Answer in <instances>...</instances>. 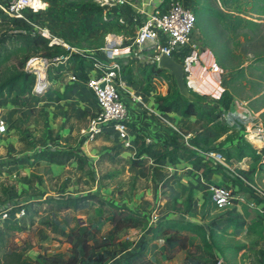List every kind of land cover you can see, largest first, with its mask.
Instances as JSON below:
<instances>
[{
	"label": "rangeland",
	"instance_id": "1",
	"mask_svg": "<svg viewBox=\"0 0 264 264\" xmlns=\"http://www.w3.org/2000/svg\"><path fill=\"white\" fill-rule=\"evenodd\" d=\"M41 1L46 6L30 16L31 27L22 22L13 23L0 12V39L14 35L0 42V82L14 71L30 73L23 95L18 94V85L10 93L4 91L0 95V118L6 125V131L0 133V202L7 203L11 197L28 200L23 203L25 215L17 226L2 227L0 258L5 252L15 250L25 258L38 260L37 264H45L47 256L65 260L72 255L73 244L82 245L85 239V245L78 249L79 264H98L100 258H105L102 264H110L112 259L137 249L140 237L145 234L143 228L138 227L120 230L118 220L122 215L143 214L147 225L153 226L164 218H176L183 211L182 201L191 191L187 187L191 179L181 178V174L189 173L185 170L186 163L202 164L214 180L213 184L220 185L233 180L232 172L244 162L251 165L250 160L237 158L236 146L250 144L244 137L249 122L260 118L264 126V0H193L202 45L210 49L221 65L222 87L232 94L230 108L236 112L234 119L225 121L229 124L224 123L210 102L212 98L191 90L193 100L214 110L213 120L195 116L181 118L180 115L179 119L171 118L167 139L152 145L148 160L155 163L156 151L170 148L172 140L180 153L174 166L168 169L166 163H161L160 171L145 165L133 167L135 155L110 132L99 133L91 140L84 136L83 130L97 110L94 96L78 77L75 78L78 85H70L74 61H68L62 57L65 53L61 54L63 50L68 52L67 48L60 44L48 45L50 38L56 37L86 53H96L105 47L107 40L119 34L124 38H120L121 42H129L134 26L103 14L97 1L69 0V4L61 3L53 8L48 7L45 0ZM63 19L74 21L75 25H62ZM44 29L48 31L46 35L40 33ZM34 32L47 42L36 38L38 50L26 59L23 55H10L14 46L29 47L24 38L32 37ZM34 65L43 68L41 75ZM128 66L122 67L123 74H127ZM139 78L143 86L154 91L155 103L157 98L164 102L181 96L166 69L151 66L147 73L142 70ZM135 140L137 150L142 148V143L146 147L143 135H137ZM42 149L73 150L83 158L84 165L80 167L74 159L56 164L32 157ZM259 151L264 152V149ZM241 173L250 178L248 172V176ZM261 173L264 178V169ZM83 194H96L117 207L109 208L98 197L88 198L85 206L78 208L46 201ZM196 196L188 217L205 226L216 222L218 228L224 229L221 244L246 243L264 250V211L241 208L239 214L246 222V229L234 230L226 226V217L235 215L231 208L214 210L206 190L201 194L196 192ZM168 201L169 208L166 207ZM98 206L104 209L102 216L95 213ZM147 233L150 234L149 229ZM190 243L202 249L198 237L190 238ZM156 244L145 251L146 254L154 251V260H140L137 264H190L186 256L203 254V250H193L190 254L178 250L172 258L167 254L163 258ZM241 254L224 250V258H219L218 264H244L247 259Z\"/></svg>",
	"mask_w": 264,
	"mask_h": 264
},
{
	"label": "built area",
	"instance_id": "2",
	"mask_svg": "<svg viewBox=\"0 0 264 264\" xmlns=\"http://www.w3.org/2000/svg\"><path fill=\"white\" fill-rule=\"evenodd\" d=\"M41 3L43 4L41 0H0V11L8 18L31 24L30 16L40 13L43 9L40 8ZM196 21L195 12L180 3H174L167 9L162 6L154 7L138 25L134 43L139 51L154 50L148 59L158 68L159 56L162 53L168 54L181 63L183 80L188 89L202 97L212 98L213 101L210 102L218 110L222 121L232 120L236 111L232 107L226 109L218 103L224 91L222 87L223 69L212 52L202 45ZM34 30L38 31L36 28ZM40 33L46 35L48 31L44 29ZM53 44L68 48L65 42L56 37H51L48 42L49 46ZM88 66L90 71L87 74L85 85L94 96L97 110L91 117L87 129L83 130L84 136L91 140L99 133L106 131L127 145L131 131L127 100L131 99L143 106V99L128 89L119 61L103 60L92 56ZM5 131L6 125L0 118V133ZM250 134H254L264 147V126L260 118L245 126L244 137L253 145L248 138ZM145 141L151 143L150 137H145ZM253 147L257 152L262 148ZM263 165L264 156L250 179L236 170L231 174L232 178L250 192L240 191L238 185L211 184L208 187V193L214 209L223 210L238 206L257 209L259 205L264 206V186L257 181V174ZM245 166L244 162L240 167ZM13 203L0 202V234L4 222L15 220L14 216L24 215L23 206L14 212V216L12 215L13 209L22 205V203L18 205Z\"/></svg>",
	"mask_w": 264,
	"mask_h": 264
},
{
	"label": "trees",
	"instance_id": "3",
	"mask_svg": "<svg viewBox=\"0 0 264 264\" xmlns=\"http://www.w3.org/2000/svg\"><path fill=\"white\" fill-rule=\"evenodd\" d=\"M0 12L2 13V11ZM12 20L13 23L21 22L16 19H12ZM23 24H25L26 27H31L29 26V24L26 23ZM13 36L14 35L11 34L4 35L2 39H0V42L4 43L6 40L12 38ZM19 36H21V34ZM22 37L24 38L26 37V35ZM40 37L41 36L39 35V33L34 32L32 37L24 38L26 39L24 43L29 47L23 46L22 44L18 46H14V48L9 52L10 55L12 54L23 55V58L26 59L28 56L31 55V53H34L36 50H38V46H37L38 44L35 40L36 38H40ZM40 39L47 42V40L43 38ZM46 47L48 48V46ZM64 53L65 55H68L67 58L68 61L71 62L74 61L75 77H78L81 79V81L85 82L87 80V75L84 72V69L88 65L90 57L87 58L86 56H84V54H80V53L67 54V52H64L63 50L61 54ZM5 58H2V60H4ZM29 76L30 73L25 72L23 70L14 71L13 74L7 80L0 82V95H2L4 91L10 93L13 89H15L17 85H18V94L23 95L25 93L26 83L28 81ZM231 100H232V94L229 92L228 89H224L218 100V103L227 109L230 107ZM157 105L161 111H168V112L181 111L183 116L193 115L198 119H209L212 117L214 113L213 109L208 110V108L203 107L199 102H196L195 100L192 101L187 100L186 98L180 95L175 96L171 100H165L164 102L162 99L157 98ZM212 120L213 118H211L210 121ZM248 138L252 142L253 146L258 148L263 146L262 142L258 138H256L254 134H250ZM142 145L143 143L141 144V146ZM169 145H171V147L165 151L162 152L156 151L155 160L166 159L171 163L177 162L180 149L178 146H176L174 140H172L169 143ZM236 149H237L236 155L238 159L246 158L247 160H250L252 162L251 165L248 166V170L236 168V171L244 172L246 173V175L248 172V174H250L249 177H251L254 171L256 170L259 162L262 160L264 156V152H260V151L257 152L254 147H252L250 144L246 142L237 145ZM262 149H264V147H262ZM143 151H145L144 148H139L137 150L136 157L132 159L133 166L140 165V160H138V156ZM221 156L223 155L221 154ZM32 157L38 160H45L56 164H64L70 161L71 159H74L79 164L80 167L84 165L83 158L80 156V154H78L73 150H58V149L40 150L34 153ZM177 196L178 195H176L175 198ZM95 197L98 196L96 194H83L77 197L49 198L46 201L57 203L59 206H63V207L73 206L74 208H78L81 206H85V202L88 198L93 199ZM98 198L101 202L106 203L109 208L117 207V205L103 198L100 197ZM175 198L172 200L173 203H175ZM193 203L194 202H193L192 191H188L186 197L182 201L183 211L180 212L181 213L180 216H178L177 218L164 219V220L162 219L158 221V223L156 224L153 237L154 238L158 237V235L162 236L165 241V247L169 253L173 252L174 251L173 249L175 247H178L180 249H185L189 254L193 250H198V251L203 250V254H201L200 256H196V255L187 256V259L189 260L190 264H218L219 258L220 259L224 258V250H233L235 253H242L241 254L242 257L247 259V261H245L244 264H264V250L258 248L256 245L253 244L248 245L246 243L221 244V238L223 237L222 231L224 229L222 230L221 228H218L216 222H212L210 226L207 225L205 226L200 223L185 220L184 215L191 211ZM166 207L167 208L171 207L169 201L166 203ZM95 213L98 216H102L104 213V209L101 206H98L95 208ZM226 221L227 224H233L236 227V229L241 228V226L244 224V222L240 220V215L228 217ZM118 223H119V227H121L120 230L130 227H138L145 229L148 226L146 216H144L143 214L137 215L135 213H128L126 215H122L119 218ZM116 230L118 231V228H116ZM189 234H193L200 238L202 243V249H200L198 246L190 245ZM84 240L85 239H83L82 245L83 244L85 245ZM146 244H147L146 239L141 240L137 249L131 250L130 253L124 257L122 262H115L114 264H137L140 260L144 261L145 259L144 249L146 247ZM82 245L80 243L77 245L73 244V253L70 257L66 258L65 260L53 258L55 256H47L44 258V263L45 264H79L81 256L78 253V249L82 247ZM214 249L216 250V252H214ZM109 256L111 257L112 254H108V257ZM104 259L100 258L99 260L100 262L98 264H102ZM211 259L213 260L212 262ZM37 261L38 260L23 257V255L20 252L15 250L5 252L2 258H0V264H37Z\"/></svg>",
	"mask_w": 264,
	"mask_h": 264
},
{
	"label": "crops",
	"instance_id": "4",
	"mask_svg": "<svg viewBox=\"0 0 264 264\" xmlns=\"http://www.w3.org/2000/svg\"><path fill=\"white\" fill-rule=\"evenodd\" d=\"M45 1H46L47 6L52 7V8L61 5V3H62V5L63 4H69V0H66V1L65 0H45ZM96 1H97V3H99L98 6H99L100 10H102L103 14H108L109 17H117L119 19V21H121L125 25L129 24V25L134 26V29L132 30L133 34L131 36H129V42L123 43V40L121 42L120 38H123V36L119 34L117 38H114L113 40H109V41L107 40V42L105 43L106 44L105 47L103 49H101V51L96 52V53H94V52L93 53L92 52L86 53V52H84V50H80L79 48L77 49L76 47H72L68 43H66L68 45L67 54L80 53V54H84V56H86L87 58L88 57L91 58L92 56H96V57H99L103 60L115 59V60L119 61V63L121 64L122 76H123L124 81L128 85V89L131 92L135 93L136 95H140L143 99V102H144V104L142 106L140 103L133 102L131 99L127 100L128 114H129V118L131 121L129 126H130V128L132 127L133 129L131 128V131L129 133V140L127 142V145L125 144L124 141L120 140V142L123 145V147L126 148L130 152V154L135 155V157H136V152H137L136 146H137V144H136L135 137H137V135H143V140H144L145 146L148 148L143 147V145L141 146V144H140V146L142 148H144V150H145L138 156V160H140V165L139 166H133L132 163H131V165L133 167H137V168H142L141 166L145 165L149 168H152L153 170L154 169L159 170L158 168L161 165H163L161 163H166V165H168V169H170V166H174L177 162L171 163L166 159H160V160L154 159L155 163H152L151 160H148L150 158V156L152 155V152H150L152 150L151 147L155 143H159V142L167 139V137H168L167 127H169V125L172 124L170 122L171 118L174 117V118L179 119L178 115H180L181 118H183L184 116L182 115L181 111H169L168 112V111L159 110L158 105H157V103H155L154 98H153V92L154 91L149 86L148 87L143 86V80H142L143 76H142V79L139 78L141 71L143 70V72L147 73L148 69L151 66H154L157 69H159V68L156 67L154 64H152L148 59V57L153 52L151 50H145V49L142 51H139L138 48L136 47L135 43H134V37H135L136 30L138 28V25L142 21L143 17L148 12H150L152 8L157 7V6H162L164 9H167L174 3H180V4H182V5L193 10L192 5L195 2L193 0H107V1L106 0H93V2H96ZM83 2L84 1L81 0V3H83ZM106 4H109V5H106ZM98 6H96V7H98ZM103 18H105V17L103 16ZM42 19H43V17H42ZM48 20L53 21L52 18H49ZM63 20L64 21H62V25H75L74 21H68L67 19H63ZM54 24H55V22H54ZM71 29H72V27L70 28V30ZM70 30L68 29L69 32H70ZM198 33H199V31H198ZM111 36H113V35H111ZM68 38H69V35H68ZM106 39H109V38H106ZM62 57L67 59L68 55H62ZM59 62L63 63V61H59ZM126 64L129 65L127 67V74H126V72H125V74H123V68L122 67H124V65H126ZM88 65H89V63H88ZM88 65L84 69V72L86 73V75L90 71ZM74 71H75V69L73 66V69L71 70L72 74L69 75V78H70L69 80H73V81L69 82V83H71L70 85H78V83H79L75 79L76 77H75ZM201 105L203 107L207 108L205 105H203V104H201ZM189 116H193V115H189ZM145 137H150L151 143H147L145 141ZM147 149H148V151H147ZM42 150H44V149H42ZM246 163L247 162H245V164ZM186 165L187 166L185 167V170H189V173L186 175L181 174V178L186 179V180L191 179L190 185L187 187L189 190L192 191L193 202H194L195 198H197L196 192L201 194L206 190V195H208V193H207L208 187L211 185V183L213 184L214 180L212 179L210 173H206V167H204L202 164L186 163ZM248 166L249 165L246 164V166L243 168L241 167V169L248 170ZM263 167L264 166L261 167V169L259 170V172L257 174V181H259L262 186H264V178L261 177V174H263V173H261V171L264 169ZM253 174L250 178L253 177ZM235 181L236 180L233 178V180H231L230 182L227 183V185H224V186L238 185L239 190L242 191L244 187L238 181L237 182H235ZM195 187H197V188H195ZM244 189L246 191L250 192L248 189H246V188H244ZM246 191H243V192H246ZM201 199H202V203H203V201H204L203 194L201 196ZM8 201L14 202L13 204H17V205L22 203V205H19L13 209L12 215L14 216V212H17L20 209V206H23V208L25 209V207H24L25 204H23V203L24 202L26 203V201H28V200H26V198H12L11 197V198H9ZM192 206H193V204H192ZM212 207L214 209L213 205H212ZM243 207H246V206L228 207V208H231L233 210L235 215L227 216L226 220L228 217L240 215L241 214L240 209ZM246 208H248V207H246ZM251 209H254V208H251ZM255 210H258L259 212L264 211V206L259 205L257 207V209H255ZM258 211H257V213H259ZM180 214H179V216H180ZM189 214H190V212L185 214L184 217H185V220L191 221L192 218L188 217ZM14 218H15V220L4 222L3 226L5 225L4 227L7 229L8 227L14 226L17 223H19L20 220H22L24 217L14 216ZM241 218H242V216L240 215V220H241ZM164 219H166V218H164ZM241 221H243V220H241ZM10 222H11V225H9ZM192 222H194V221L192 220ZM243 222H244V224L241 226V228H238V229H241V230L246 229V222L245 221H243ZM226 224H227V221H226ZM226 226L234 227V230H237L233 224H227ZM148 227H150V228H148ZM155 228H156V224H154L153 226H147L145 229L144 228L141 229V230H143V232L145 234L140 237L139 243L143 239L147 240V244H146V247L144 249V255H145L144 260L145 261L146 260L147 261L148 260H154V258H155L154 257L155 255L153 254L154 251H152V253L150 252L151 254H146L145 251L148 247L152 248V246L155 242L157 243L156 246L158 248L159 254L163 258H165V254H167V256L169 258H172L173 255L178 250L186 251L185 249H180L178 247H175L173 249L174 251L169 253L165 247L164 238L160 235H158V237H155V238L153 237ZM148 229H149L150 234L147 233V235H146V231H148ZM194 236L195 235H193V234H189V243H190V238H192ZM195 237H198V236H195ZM199 240H200V238H199ZM200 242H201V240H200ZM190 245L197 246V245L191 244V243H190ZM201 245H202V243H201ZM189 247H191V246H189ZM126 255L127 254H124V256H121V258H119V259H117V258L112 259L110 261V264H114L115 262H122ZM169 255H171V256H169ZM186 259H187V256H186Z\"/></svg>",
	"mask_w": 264,
	"mask_h": 264
},
{
	"label": "water",
	"instance_id": "5",
	"mask_svg": "<svg viewBox=\"0 0 264 264\" xmlns=\"http://www.w3.org/2000/svg\"><path fill=\"white\" fill-rule=\"evenodd\" d=\"M158 66L169 71L170 75H172L175 80L176 86L181 96L192 101L194 95L184 83L182 64L175 61L168 54L162 53L159 56Z\"/></svg>",
	"mask_w": 264,
	"mask_h": 264
},
{
	"label": "bare ground",
	"instance_id": "6",
	"mask_svg": "<svg viewBox=\"0 0 264 264\" xmlns=\"http://www.w3.org/2000/svg\"><path fill=\"white\" fill-rule=\"evenodd\" d=\"M40 6H41L40 8H42V7H45L46 5L41 3ZM34 69H38L40 75H41V74L43 73V71H44L43 68H41L40 66L38 67V66H35V65H34Z\"/></svg>",
	"mask_w": 264,
	"mask_h": 264
}]
</instances>
